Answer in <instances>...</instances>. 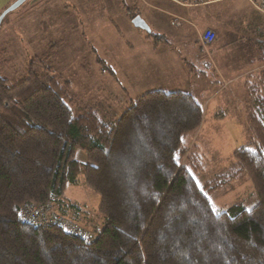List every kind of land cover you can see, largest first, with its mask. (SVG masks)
Wrapping results in <instances>:
<instances>
[{
  "label": "trees",
  "instance_id": "trees-1",
  "mask_svg": "<svg viewBox=\"0 0 264 264\" xmlns=\"http://www.w3.org/2000/svg\"><path fill=\"white\" fill-rule=\"evenodd\" d=\"M252 32L264 52V26ZM44 56L15 66L0 50V264H264V59L244 86L250 142L201 187L185 142L202 122L196 96L151 90L100 117ZM239 175L256 205L215 208L211 191ZM79 177L100 200L92 235L20 217L36 204L69 221L80 210L63 195Z\"/></svg>",
  "mask_w": 264,
  "mask_h": 264
},
{
  "label": "rangeland",
  "instance_id": "rangeland-1",
  "mask_svg": "<svg viewBox=\"0 0 264 264\" xmlns=\"http://www.w3.org/2000/svg\"><path fill=\"white\" fill-rule=\"evenodd\" d=\"M14 1L0 0V13ZM147 1L158 7L139 0H25L0 24V50L5 51L9 65L15 66L47 55L42 60L52 72L69 81L73 100L92 107L101 117L119 115L130 101L154 89L151 82H125L123 76L128 73L125 67L134 73L135 70L145 72L141 61L148 57L151 43L156 39L170 46H191L193 32L214 22L218 29H211L218 35L214 44L217 47L230 41V26L236 28L245 23L264 26L263 12L254 8L263 17L259 20L246 0H222L206 7L184 8L191 10V18L170 15L169 6L162 0ZM126 9L130 10L129 19L131 15H140L152 35L139 28L134 31L126 27L118 16ZM173 21L178 23L175 25ZM126 43L133 47L127 50ZM140 56L141 66L137 67L135 61ZM210 75L213 73L209 70L207 76ZM215 89H206L200 101L197 98L203 107L202 122L185 140L187 155L198 156L196 167L192 165L189 169L201 187L227 173L234 164L233 152L250 142L244 113L245 92L231 86L201 102ZM187 155L182 158L186 164ZM63 196L80 210L73 216L68 209L69 223L89 235L93 234V225L101 227L97 213L99 197L83 184L81 177L77 184L66 186ZM209 196L217 209L235 203L251 208L257 203L252 183L245 175L212 190Z\"/></svg>",
  "mask_w": 264,
  "mask_h": 264
},
{
  "label": "crops",
  "instance_id": "crops-1",
  "mask_svg": "<svg viewBox=\"0 0 264 264\" xmlns=\"http://www.w3.org/2000/svg\"><path fill=\"white\" fill-rule=\"evenodd\" d=\"M162 1L167 3L165 5L169 6L170 11L168 10L167 12L170 15L173 14L177 18L183 15L188 18L193 16H191V10L187 11L184 9L187 7H182L165 0ZM219 1L222 0H215L206 5L208 6ZM146 4H149V6L155 5L153 2L149 3L148 1ZM155 7L158 6L155 5ZM251 8L256 11L252 6ZM256 13L257 11L254 16L258 17L259 20H263V17ZM129 14L130 12L126 9L123 15L118 16L120 19L122 18V23L126 27L137 31V28L131 23L133 17L129 19ZM173 23L176 25L178 22L173 21ZM254 26H258V24ZM254 26H247V23L238 25L236 28L230 26V41L224 42V44L217 47L214 46L218 36L215 32V38L212 43L203 46L199 40V35L204 29L214 27L218 29L214 22L204 25L201 31L198 29L193 32L194 40L191 46H170L168 43H163L161 39H156L153 44L151 43L152 49L148 57L142 58L140 56L135 61L137 67L144 65L143 69L145 72L138 73L135 70L134 73L130 67H125L128 73H125L126 75L123 76V79L125 82H151L153 90L189 92L196 96L199 101L203 91L214 87L217 88L206 95V97L204 96L201 102L207 101L212 96L216 97L220 92L231 86H236L238 90L241 88L244 91V86L248 79L263 67L261 60L264 59V52H258L253 46L251 47V43L248 41L249 39L256 38L252 32ZM258 27L262 28L263 24ZM173 28L179 29L175 26ZM198 32L200 33L197 34ZM131 33L134 34L136 32ZM127 44L125 45L127 50L133 47L132 44H129V46ZM141 58L140 65L138 62ZM209 70L213 73L210 77L207 76Z\"/></svg>",
  "mask_w": 264,
  "mask_h": 264
},
{
  "label": "built area",
  "instance_id": "built-area-1",
  "mask_svg": "<svg viewBox=\"0 0 264 264\" xmlns=\"http://www.w3.org/2000/svg\"><path fill=\"white\" fill-rule=\"evenodd\" d=\"M144 4L147 3V0H140ZM169 1L173 4L187 7V8H194L198 6H204L210 2H213L215 0H165ZM253 8L256 10L264 13V0H246ZM215 38V33L213 30L206 28L203 30V32L199 35V40L201 44L207 45L212 43V41ZM19 215L22 219L30 222L31 224H47V223H53L58 224L62 228H68L72 232L76 234H82L80 228H78L75 225H72L69 223L68 220H65L55 212H51V208L36 205V204H28L24 206L20 212Z\"/></svg>",
  "mask_w": 264,
  "mask_h": 264
},
{
  "label": "water",
  "instance_id": "water-1",
  "mask_svg": "<svg viewBox=\"0 0 264 264\" xmlns=\"http://www.w3.org/2000/svg\"><path fill=\"white\" fill-rule=\"evenodd\" d=\"M25 0H15L10 6L5 8L1 13H0V24L2 23L4 17L12 10H14L16 7H18L20 4H22ZM131 23L134 27L142 29L146 31L147 33H151V29L149 25L144 21L143 18L140 17V15H135L131 19Z\"/></svg>",
  "mask_w": 264,
  "mask_h": 264
},
{
  "label": "snow or ice",
  "instance_id": "snow-or-ice-1",
  "mask_svg": "<svg viewBox=\"0 0 264 264\" xmlns=\"http://www.w3.org/2000/svg\"><path fill=\"white\" fill-rule=\"evenodd\" d=\"M251 151V150H250ZM215 210V209H214Z\"/></svg>",
  "mask_w": 264,
  "mask_h": 264
}]
</instances>
